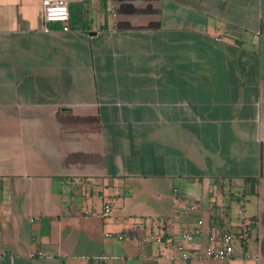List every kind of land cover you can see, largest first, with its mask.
Wrapping results in <instances>:
<instances>
[{
	"label": "crops",
	"instance_id": "1",
	"mask_svg": "<svg viewBox=\"0 0 264 264\" xmlns=\"http://www.w3.org/2000/svg\"><path fill=\"white\" fill-rule=\"evenodd\" d=\"M71 5L0 0V264H264V0ZM227 196L233 256L180 258Z\"/></svg>",
	"mask_w": 264,
	"mask_h": 264
},
{
	"label": "built area",
	"instance_id": "2",
	"mask_svg": "<svg viewBox=\"0 0 264 264\" xmlns=\"http://www.w3.org/2000/svg\"><path fill=\"white\" fill-rule=\"evenodd\" d=\"M87 0H41L44 23L59 22L63 30H68L70 17V6L72 3L84 2ZM110 10V5L107 6ZM114 15L113 12H111ZM111 210L109 204H104L103 213ZM111 236L110 233L105 234ZM119 239L123 236L118 235ZM247 237V230H243L241 238ZM236 239L235 233L230 229L219 231H206L203 219H198L195 226L168 238L166 241L171 244L180 258L190 260L192 258H205L218 261H227L233 256V243ZM156 242L161 241V236H155ZM93 264H99L98 259Z\"/></svg>",
	"mask_w": 264,
	"mask_h": 264
},
{
	"label": "rangeland",
	"instance_id": "3",
	"mask_svg": "<svg viewBox=\"0 0 264 264\" xmlns=\"http://www.w3.org/2000/svg\"><path fill=\"white\" fill-rule=\"evenodd\" d=\"M244 207H246V203L243 200H231L228 196L224 198V204L222 207H220V210L226 214V224L234 233L237 231V225L240 223V220L242 218L241 216L244 213ZM235 245L238 246L237 241L235 242Z\"/></svg>",
	"mask_w": 264,
	"mask_h": 264
},
{
	"label": "trees",
	"instance_id": "4",
	"mask_svg": "<svg viewBox=\"0 0 264 264\" xmlns=\"http://www.w3.org/2000/svg\"><path fill=\"white\" fill-rule=\"evenodd\" d=\"M75 11H78L77 8L73 9V7L71 5L70 6V17H69V20L72 19V17L74 18V16L78 18L79 15ZM55 23H58V22H55ZM62 28H63V25H62Z\"/></svg>",
	"mask_w": 264,
	"mask_h": 264
}]
</instances>
